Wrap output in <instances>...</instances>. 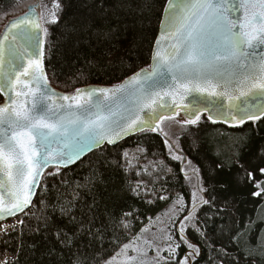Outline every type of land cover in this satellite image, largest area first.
<instances>
[{
    "label": "trees",
    "instance_id": "trees-1",
    "mask_svg": "<svg viewBox=\"0 0 264 264\" xmlns=\"http://www.w3.org/2000/svg\"><path fill=\"white\" fill-rule=\"evenodd\" d=\"M9 2L0 0V7ZM60 2L63 12L57 25L48 26L50 48L44 62L55 89L72 93L90 85L113 86L149 67L167 0ZM3 100L0 94V104ZM227 132L239 139L232 150L217 136ZM191 135L181 138V160L173 158L163 135L143 132L103 147L55 176L48 175L55 168L49 169L33 205L20 217L21 233L5 237L2 248L18 253L17 264H124V246L135 245L146 227L156 225L181 198L183 205L168 223L174 247H180L160 264H185V257L186 264H264V252L249 256L248 248L233 240L239 232L253 244L257 237L264 243L259 217L264 194L253 195L258 189L243 170L259 177L258 169L264 167V123L232 128L208 121ZM125 152L134 167L125 165ZM135 158L150 163L142 168L133 163ZM188 161L199 174L188 173ZM192 180L196 196L208 203L188 210ZM61 205L67 213L61 214ZM188 213L191 219L184 220ZM181 223L187 226L184 237L195 246V258L193 248L179 239ZM89 228L95 235L87 233ZM61 234L72 238L71 250Z\"/></svg>",
    "mask_w": 264,
    "mask_h": 264
},
{
    "label": "snow or ice",
    "instance_id": "snow-or-ice-1",
    "mask_svg": "<svg viewBox=\"0 0 264 264\" xmlns=\"http://www.w3.org/2000/svg\"><path fill=\"white\" fill-rule=\"evenodd\" d=\"M36 7L30 6L0 35V94L5 98L0 104V219L30 207L49 166L55 171L48 175L55 176L94 147L116 145L137 131L167 136L161 123L181 111L187 117L183 124L191 126L204 113L213 124L264 123V0H167L150 70L141 69L120 85L76 88L70 94L50 87L44 64L50 48L48 25L58 24L62 4L53 0L39 14ZM128 156L123 153L125 165L132 168ZM243 170L258 189L253 195L261 196L264 167L258 169L259 177ZM59 210L68 212L63 205ZM191 217L188 213L183 219ZM184 231L181 223L179 239L192 248ZM87 233L95 235L91 228ZM243 235L238 232L233 240L248 248L249 256L264 252L259 237L253 244ZM60 239L71 250L72 238L61 234ZM179 247L169 244L170 253Z\"/></svg>",
    "mask_w": 264,
    "mask_h": 264
},
{
    "label": "rangeland",
    "instance_id": "rangeland-1",
    "mask_svg": "<svg viewBox=\"0 0 264 264\" xmlns=\"http://www.w3.org/2000/svg\"><path fill=\"white\" fill-rule=\"evenodd\" d=\"M31 5H38V14L46 11L44 8V5H47L48 7H52L53 0H10V2L3 7H0V34L2 33L5 26L8 24L10 20H13L17 18L20 14H23V12L27 11V8ZM49 26V25H48ZM187 119L184 115L179 114L175 117V119H168L164 120L160 127L163 129L164 133H167V136H165L163 133L162 135L166 138L168 141V144L171 146V155L176 157H182V145H181V138L183 135L187 134L190 137L192 136L191 133L197 128V126L200 123H208V120L205 119L203 116L201 118V122L198 125L191 126L183 124V121ZM177 121H180V123H177ZM219 132V130H217ZM226 135L228 134L225 133ZM225 134H218L217 136L221 138V140H224L229 143V149L232 150L235 145L237 144L239 139L234 138V136H226ZM181 160V159H177ZM133 163H136V165L140 164L141 167L147 168L149 165L148 160H142V158H135ZM187 171L188 173H198L199 171L197 168L190 163L187 162ZM192 173V174H193ZM189 193L191 196V199L189 200L188 204L186 205L188 210L193 206V202L195 204L199 203V198L196 196L195 201H193V193L196 195L197 188L194 184V181L192 180L190 182V189ZM264 194V193H263ZM180 203L177 202V206L170 207L164 215L159 218L157 221V224L151 223L149 226L146 227V231L144 232L142 238H140L135 245L131 247H127L124 251L126 253V257L124 260V264H160L164 262L166 258L173 257L174 252L170 253L169 251V244H171L174 247V237L171 234V230L168 229V223L173 220V218L176 215L178 206L183 205V199H178ZM260 219L264 222V204L260 209L259 212ZM192 224V221L190 222V225ZM179 227V226H178ZM187 226H185L186 229ZM185 232V231H184ZM172 236V240L169 241L167 239V235ZM263 239H264V230H263ZM151 244V248L149 245ZM156 247H159V253L155 251ZM175 256V254H174ZM130 257H133L130 259Z\"/></svg>",
    "mask_w": 264,
    "mask_h": 264
},
{
    "label": "water",
    "instance_id": "water-1",
    "mask_svg": "<svg viewBox=\"0 0 264 264\" xmlns=\"http://www.w3.org/2000/svg\"><path fill=\"white\" fill-rule=\"evenodd\" d=\"M31 6H37V7L35 8V11H36V13H38V5H31ZM29 7H30V6H29ZM29 7H28V9H27V12L29 11ZM165 7H166V6H165ZM164 9H165V8H164ZM27 12H26V13H27ZM26 13H25V14H26ZM163 13H164V11H163ZM25 14H24V15H25ZM22 16H23V15H22ZM22 16H20V17H22ZM20 17H17V18H15V19H13V20H10V21L8 22V24L5 26V28L3 29V31H2V33H1L0 35H3V33L6 31L7 27H9L10 24H11L12 22L16 21V20L19 19ZM162 19H163V15H162ZM162 19H161V22H162ZM160 31H161V23H160V26H159V32H158L157 38L160 36ZM157 38H156V40H157ZM156 40H155V42H154V45H155V43H156ZM153 48H154V46H153ZM152 53H153V50H152ZM151 63H152V56H151V62H150V65H151ZM150 65H149V66H150ZM143 69H149V70H150L149 67H148V68H143ZM140 70H141V69H140ZM140 70H139V71H140ZM45 71H46V70H45ZM139 71H137V72H139ZM135 73H136V72H135ZM132 75H133V74H132ZM132 75H130V76H132ZM130 76H128V77H130ZM128 77L125 78L123 81L127 80ZM123 81H122V82H123ZM122 82H121V83H122ZM121 83H119V84H117V85H120ZM49 84H50V83H49ZM90 86H91V87H111V86H99V85H90ZM90 86L81 87V89H85V88H88V87H90ZM50 87H51L52 89H54L57 93H61V94H70V93H65V92H62V91H59V90L55 89L51 84H50ZM4 102H5V98H4V100H3V102H2L1 104H3ZM180 114H182V115H184V116L186 117V115H185V113H184L183 111H181ZM203 116L206 117V116H207V113H204V114L202 115V117H203ZM186 118H187V117H186ZM209 122H211V121H209ZM248 122H251V121H247L246 123H248ZM211 123H212V122H211ZM246 123H245V124H246ZM215 124L223 125V126H226V127H231V126H229V124L224 123V122H222V121L217 122V123H215ZM239 127H240V126H239ZM232 128H233V127H232ZM143 132H153V131H151L150 129H145V131H143ZM143 132H139V131H137V132H135V133H133V134H131V135H127V136L123 137V138L118 142V144H120L121 142H123L124 140H126V139H128V138H131V137H133V136H135V135H138V134H141V133H143ZM155 133H158V134L162 135V133L159 132V131H156ZM118 144H116V145H109V144H106V143H105V144H102V145L99 146V147H94L91 151L86 152V153L81 157V160H78L76 163L69 165L67 168H63V167H61L60 169H61V170H66V169H68V168H71V167L75 166L76 164H78L80 161H82L85 157H87V156L90 155L91 153H93V152H95V151H97V150H99V149H101V148H103V147H106V146H108V147H115V146H117ZM51 168H55V167H54V166H49L47 169H45L44 174H45L49 169H51ZM41 182H42V180H41ZM41 182H40V185H41ZM39 188H40V186L37 187V188L35 189V195L33 196L32 204L30 205V207H29L28 209H25L24 212L18 213V214L15 215V216H8V217H6V218H4V219H0V223L4 222V221H6V220L12 219V218L19 217V216H21L22 214L26 213V212L31 208V206L33 205L34 200H35V197H36V195H37V193H38Z\"/></svg>",
    "mask_w": 264,
    "mask_h": 264
},
{
    "label": "built area",
    "instance_id": "built-area-1",
    "mask_svg": "<svg viewBox=\"0 0 264 264\" xmlns=\"http://www.w3.org/2000/svg\"><path fill=\"white\" fill-rule=\"evenodd\" d=\"M22 219L13 218L0 223V264L6 262V264H17L18 253L2 248V243L5 237L12 234H20L22 230V224L18 223ZM7 229V231H5Z\"/></svg>",
    "mask_w": 264,
    "mask_h": 264
},
{
    "label": "flooded vegetation",
    "instance_id": "flooded-vegetation-1",
    "mask_svg": "<svg viewBox=\"0 0 264 264\" xmlns=\"http://www.w3.org/2000/svg\"><path fill=\"white\" fill-rule=\"evenodd\" d=\"M26 12H23V14H20L18 17H20V16H22V15H24ZM200 193V192H199ZM201 195V194H200ZM201 197H202V195H201ZM203 199L205 200V198L203 197ZM200 202L202 201L201 199L199 200ZM199 202V203H200ZM193 248V250H192V252H191V256L193 257V258H195V257H197V253H196V249H195V246L194 247H192Z\"/></svg>",
    "mask_w": 264,
    "mask_h": 264
}]
</instances>
